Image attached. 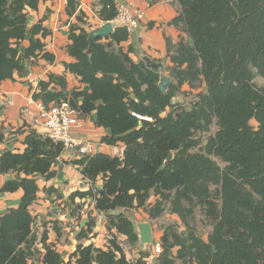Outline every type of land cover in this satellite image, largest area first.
<instances>
[{
    "label": "trees",
    "instance_id": "obj_1",
    "mask_svg": "<svg viewBox=\"0 0 264 264\" xmlns=\"http://www.w3.org/2000/svg\"><path fill=\"white\" fill-rule=\"evenodd\" d=\"M172 2L179 10L170 24L187 39L166 41L171 83L163 94L159 74L142 59L134 61L131 46L120 45L128 39L126 27L116 24L108 38L89 48L92 26L77 12L78 0H66L67 14H77L66 46L73 61L63 66L85 87H68L64 75L49 72L37 82L32 98L46 106L68 102L79 116L93 113L94 124L108 132L101 143H122L123 152L70 161L92 185L71 192L67 200H93L94 211L106 219L105 246L79 242L64 259L44 232L41 264H141L127 258L116 236L136 243L127 211L140 210L153 220L166 203L183 230L175 224L164 227L154 264H264V84L253 82L256 76L264 79V0ZM38 3L0 0V85L14 74L24 76L28 63L55 60L43 41L50 31L42 19L27 26L28 10H36ZM96 6L100 21L116 17L115 0H97ZM183 86L198 89L187 109L173 102ZM212 126L215 131L201 137ZM16 132L23 134V149L1 151L0 174L15 177L5 180L0 192L21 189L22 195L16 207L0 215V264H29L38 240L30 213L39 191L36 177L51 179L63 151L60 143L25 122ZM3 139L0 133V143ZM43 191L48 197L56 194L52 186ZM197 212L210 227L205 237L195 232ZM94 225L95 219L88 218L77 239L86 238Z\"/></svg>",
    "mask_w": 264,
    "mask_h": 264
},
{
    "label": "crops",
    "instance_id": "obj_2",
    "mask_svg": "<svg viewBox=\"0 0 264 264\" xmlns=\"http://www.w3.org/2000/svg\"><path fill=\"white\" fill-rule=\"evenodd\" d=\"M78 2L77 12L82 11L86 15L88 24L92 26L91 30L103 23L94 13V9L97 8V0H78ZM115 2H132L145 12L144 20L140 26L131 31L128 39L120 44L123 49L128 46L133 48L130 56L134 61L141 59L142 56H148L153 60L162 62L166 66L168 63L166 41L174 44L180 39H187L184 32L170 24V20L178 13V5L173 3L172 0H115ZM77 12L72 16L67 14L66 0H39L36 10H28V28L42 19V26L50 31V35L43 41L45 42L46 50L54 54L55 60L53 63H48L43 59H37L33 63H28V71L24 76L21 77L14 74L12 80H5L0 85V96L6 100L5 105L0 108V133L4 136L3 142L0 143V153L5 149L16 151L23 149L21 142L23 134L17 133L16 130L23 122L31 124L35 111L33 106L27 104V99L32 97L33 91L37 88V82L41 79H46L49 72L64 75L68 82V87H85L79 84L74 75L65 72L63 66L64 62L73 61L66 52V46L69 42L68 29L71 23L76 22ZM85 28L88 27L85 25ZM23 45H27V41ZM80 121L81 126L73 131V135L91 142L95 146V153L100 152L110 156L122 155V143H117L116 145L101 143V137L108 132L103 127H98L94 124L93 113L80 116ZM10 126L15 127V132H8L11 130ZM78 157L80 156L77 155L76 150L73 148L62 151L56 163L52 166L54 176L49 180H44L39 176L36 177L39 191L37 199L30 207V213L34 217L32 225L34 232L35 223H39L38 230L35 232L38 239L37 242H39V238L45 232L47 236L46 242L51 244L64 259H67L69 254L74 251L77 243H86L78 240L75 235L72 245H59L53 224L56 225L58 230L60 228L68 230L71 224L73 225L77 222L79 231L81 222L85 220L86 223L88 218L92 217L95 219L92 232L98 231L100 235L108 236L105 228V216L93 210L91 199L84 200L85 203H88L89 210H78L74 216L70 213L74 210V205L84 202H79L77 197L73 203L69 202L67 200L68 195L75 190H83L92 185L86 178L82 177L77 167L70 163L71 160ZM13 177H15L13 173L0 174V187L5 180ZM95 185L97 187L101 186L99 178ZM45 186L55 188L56 194L48 197L43 191ZM21 195V189L15 192H0V215L8 208L16 207ZM57 195L58 197L55 199ZM118 211L120 210H116L114 213ZM39 244L41 243L39 242Z\"/></svg>",
    "mask_w": 264,
    "mask_h": 264
},
{
    "label": "rangeland",
    "instance_id": "obj_3",
    "mask_svg": "<svg viewBox=\"0 0 264 264\" xmlns=\"http://www.w3.org/2000/svg\"><path fill=\"white\" fill-rule=\"evenodd\" d=\"M166 74H168L167 70H166ZM253 82L257 86H262L264 84V79L260 76H256ZM197 90L198 89L189 90L188 87L183 86L181 91L178 92L173 97V102L178 103L181 108L187 109L190 107V104L195 99V93L197 92ZM252 123H254V121H252ZM14 128H15L14 126H10L11 130H9L8 132L9 133L15 132ZM215 129H216L215 126H212L211 130L208 133H202L201 137L204 138L207 135L212 134L215 131ZM150 200L153 202L154 197L151 196ZM81 209L89 210L88 203L84 202L79 205H74V214H76V212ZM127 214L129 215L134 225L137 222H149L152 227L153 242L151 244H146L143 249L139 248L138 239L136 243L130 244L125 240L124 237L118 236V235L116 236L117 240L120 242L121 246L126 252L129 260L135 261L137 259H140L141 264H154L155 258L158 254V251L155 250V246H156V243L159 244L160 236L162 235L163 229L166 225L175 224L179 232L183 230V226L180 222V219L178 218L177 215L169 211L167 203L165 204L162 214L158 218L153 219V220L149 219L147 215L140 210H128ZM95 218L97 217L95 216ZM193 224H194L196 234L201 237H205L206 233L210 230L209 225L204 223L203 218L199 215L198 212L196 213V218ZM34 227H35V232H36L38 230L39 223L36 222ZM77 227H78L77 222H75L73 225L71 224L68 230H63L59 227L60 230L56 231L57 233L56 235L58 238V241H57L58 244L62 246L72 245L73 243L72 240L75 238V235H77L79 232ZM135 231L137 233L136 228H135ZM70 234H71V237H70ZM137 236H138V233H137ZM107 240H108L107 236L105 237L103 235H100L98 231L91 232L88 234L86 238L81 239V241L85 242L86 244L91 243L93 246H100V247H104L105 244L107 243ZM140 251H143V253H141ZM41 254H42V245L36 241L31 257L29 258V264H41ZM175 263L182 264L181 262H179V260H176Z\"/></svg>",
    "mask_w": 264,
    "mask_h": 264
},
{
    "label": "built area",
    "instance_id": "obj_4",
    "mask_svg": "<svg viewBox=\"0 0 264 264\" xmlns=\"http://www.w3.org/2000/svg\"><path fill=\"white\" fill-rule=\"evenodd\" d=\"M145 12L132 2L117 3V13L113 22L115 25L126 27L128 33L138 28L144 20ZM6 101L0 96V107ZM27 104L34 107V114L30 126L32 128H45V135L55 143H60L63 151L75 149L77 155L95 154V146L86 139L73 135V131L81 126L79 112L69 105L68 102L59 104H43L41 101L34 100L32 97L27 99ZM86 199H79L84 202ZM93 205V200L91 199ZM94 210V209H93ZM155 250L159 252V244L156 243Z\"/></svg>",
    "mask_w": 264,
    "mask_h": 264
},
{
    "label": "water",
    "instance_id": "obj_5",
    "mask_svg": "<svg viewBox=\"0 0 264 264\" xmlns=\"http://www.w3.org/2000/svg\"><path fill=\"white\" fill-rule=\"evenodd\" d=\"M114 26L115 24L113 22L107 21V22H103L100 26L92 29L89 32V36L87 39L89 48L91 47L92 44H94L97 41V39L100 38L105 40L106 38H108ZM141 59L145 61V64L149 69L159 74L158 88L163 94H166L170 86L171 79L169 75L166 74L165 65L160 61H156L149 58L148 56H142ZM139 118L142 119L141 117ZM37 130L41 134L45 133V128H37ZM171 158H172V154H168L166 160L169 161ZM84 223L85 220L81 222L80 226L82 227ZM135 228L138 233V240H139L138 246L140 249H143L146 244H151L153 242L152 227L149 222H137L135 224Z\"/></svg>",
    "mask_w": 264,
    "mask_h": 264
}]
</instances>
